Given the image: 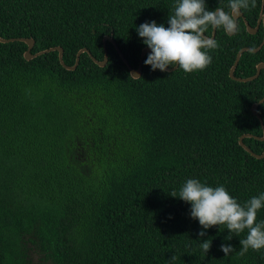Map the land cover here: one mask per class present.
<instances>
[{
  "label": "trees",
  "instance_id": "16d2710c",
  "mask_svg": "<svg viewBox=\"0 0 264 264\" xmlns=\"http://www.w3.org/2000/svg\"><path fill=\"white\" fill-rule=\"evenodd\" d=\"M176 2L0 0V38L32 39L31 54L63 49L61 64L57 51L26 60L22 41L0 43V264H264V249L237 254L247 230L231 240L225 226L205 230L179 199L189 179L223 186L241 205L264 193V157L238 142L251 135L243 144L264 151V102L261 121L251 111L264 70L248 82L229 77L238 52L261 44L263 25L250 34L239 18L232 36L216 30L211 64L194 73L153 71L145 54L133 79L104 46L110 37L138 69L148 47L136 29L167 27ZM228 2L205 0L209 10ZM261 7L241 9L250 27ZM260 63L264 45L243 52L233 76L252 77Z\"/></svg>",
  "mask_w": 264,
  "mask_h": 264
},
{
  "label": "clouds",
  "instance_id": "9594fccd",
  "mask_svg": "<svg viewBox=\"0 0 264 264\" xmlns=\"http://www.w3.org/2000/svg\"><path fill=\"white\" fill-rule=\"evenodd\" d=\"M256 6V0H229L228 11L218 6L209 10L205 0H177L167 24L157 25L155 21L146 22L136 30L143 43L151 49L145 60L146 66L153 71L164 72L169 67L182 70L184 73H194L205 70L212 62L208 54L219 45L205 33L210 29H222L225 34H233L238 30L237 17L241 9ZM133 79H142L130 74ZM172 197H177L173 191ZM179 199L191 204V218L198 220L200 226L207 230L215 226H225L229 231L228 240L233 234L239 236L247 230L246 238L240 239L241 248L238 255H245L249 249L260 251L264 249V221L257 223V212L264 207V193L252 197L241 205L223 187H211L202 184L197 179H189L179 191ZM206 232L201 231L200 237ZM212 241L209 239L200 244L206 255ZM225 256L234 252L231 245H221ZM175 260V256L169 261Z\"/></svg>",
  "mask_w": 264,
  "mask_h": 264
},
{
  "label": "water",
  "instance_id": "95a60500",
  "mask_svg": "<svg viewBox=\"0 0 264 264\" xmlns=\"http://www.w3.org/2000/svg\"><path fill=\"white\" fill-rule=\"evenodd\" d=\"M238 18H242V19L244 20V24H245V27H246V30L248 31V33H250V34H256V33L258 32V30H259L261 24H262L263 27H264V0H262V7H261V11H260L259 16H258V20H257L256 27H254V28H253V27H250V25L248 24V22L243 18L242 13H240L239 17H237L236 19L238 20ZM215 33H216V29H213V31H212V35H211V37H210L212 40H214V38H215ZM233 34H234V33H233ZM233 34H227V35L232 36ZM15 41H22L23 43H25V44L27 45V50H26L25 53H24V58H25L26 60H31V59H33L34 57H36V56H38V55H41V54H44V53L57 51V52H58L59 62H60L61 64H63V61H62L63 49H62L61 47H54V48H50V49L45 50V51L38 52V53H36V54H31V53H30V50H31V48H32L33 45H34V41H33L32 39H25V38H18V39H3V38H0V43H11V42H15ZM107 41H110V42L114 45V47H115L116 51L118 52L119 56H120L121 59L124 61V63L127 65L130 74H133V75H135V76H137V77L139 78V77L141 76V73H142V60H143L145 54H150V53H151V50H150L149 48H145V49H143V51H142V53H141V61H140V63H139L138 69L135 70V69H133L132 67L129 66L128 62L124 59V57H123L121 51L118 49L117 45L115 44V42H114L110 37L105 36V37L103 38L104 46L106 45V42H107ZM263 45H264V37H263V40H262L261 44H260L256 49H250V48H243V49H241V50L238 52V54H237V56H236V59H235V61H234V64L232 65V67H231V69H230V71H229V77H230L231 79H233V80L240 81V82H248V81H252L253 79H255V78L260 74L261 70H264V64H262V63L258 64V65L256 66V70H257V71H256V74H255L254 76H252V77H249V78H245V79L235 78V77L233 76V73H234L235 67H236L237 64H238V61H239V59H240V56L242 55L243 52L250 51V52L255 53V52L259 51V50L262 48ZM83 52H87V53H89L86 49H82V50H80V51L77 53V56H76V62H75V64H74V66H72V67H67V66H65V68L68 69V70H75L76 67H77V65H78L79 55H80L81 53H83ZM94 61H95V60H94ZM106 61H107V56H106V54H105V57H104V59H103L102 62H97V61H95V63L98 64L99 66H104L105 63H106ZM176 69H177V67H176V68H171V69L169 68V69L166 70V71L171 72V71H174V70H176ZM263 102H264V98H262L258 103H255V104L251 107V111H252V113H253L254 115H257V113H256L257 108H258V106H259L261 103H263ZM257 117H258L259 120L261 121V119H260V117H259L258 115H257ZM262 128H263V130H264V126H263V125H262ZM244 137H251V135H243V136H241V137L239 138V141H238V142H239V145L242 146V147H243L248 153H250L253 157H255V158H257V159H261V158H263V157H264V151H263V153H262L261 155H256V154H254L253 152H251V150H250L248 147H246V146L243 144V142H242V140H243ZM259 139L263 140V139H264V136H263L262 138H259Z\"/></svg>",
  "mask_w": 264,
  "mask_h": 264
},
{
  "label": "rangeland",
  "instance_id": "374dc122",
  "mask_svg": "<svg viewBox=\"0 0 264 264\" xmlns=\"http://www.w3.org/2000/svg\"><path fill=\"white\" fill-rule=\"evenodd\" d=\"M34 260H37V258L35 257Z\"/></svg>",
  "mask_w": 264,
  "mask_h": 264
},
{
  "label": "flooded vegetation",
  "instance_id": "af4514ba",
  "mask_svg": "<svg viewBox=\"0 0 264 264\" xmlns=\"http://www.w3.org/2000/svg\"><path fill=\"white\" fill-rule=\"evenodd\" d=\"M239 19V18H238ZM235 34V33H234Z\"/></svg>",
  "mask_w": 264,
  "mask_h": 264
}]
</instances>
